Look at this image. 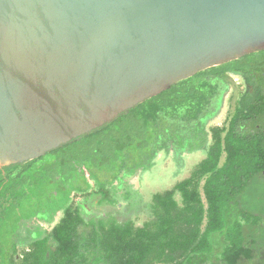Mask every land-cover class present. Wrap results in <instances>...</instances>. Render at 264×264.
<instances>
[{"label": "trees", "instance_id": "16d2710c", "mask_svg": "<svg viewBox=\"0 0 264 264\" xmlns=\"http://www.w3.org/2000/svg\"><path fill=\"white\" fill-rule=\"evenodd\" d=\"M231 74L243 76L247 88L238 96L232 90L233 112L224 124L209 126L231 88ZM263 114L264 49L199 71L112 122L29 160L42 163L46 172L30 168L33 174L26 182L31 186L33 179L38 184L47 180L52 184L45 193L52 197L50 206L59 200L49 208V220L58 209L63 213L16 264H185L191 254L212 250L210 237L216 231H223L229 242L219 264H261L254 241L246 238L243 221L251 215L225 227L223 207L264 173V128L258 123ZM175 133L197 145L208 142L207 155L189 176L154 194L143 222L120 219L114 211L91 215L87 202L71 203L74 192L92 193L86 172L99 186L94 192H99L100 205L131 202L133 195L125 197L121 187L126 176L152 167L161 151L170 153ZM106 171L112 179L100 180L96 173Z\"/></svg>", "mask_w": 264, "mask_h": 264}, {"label": "water", "instance_id": "95a60500", "mask_svg": "<svg viewBox=\"0 0 264 264\" xmlns=\"http://www.w3.org/2000/svg\"><path fill=\"white\" fill-rule=\"evenodd\" d=\"M264 49V0H0V169Z\"/></svg>", "mask_w": 264, "mask_h": 264}, {"label": "rangeland", "instance_id": "374dc122", "mask_svg": "<svg viewBox=\"0 0 264 264\" xmlns=\"http://www.w3.org/2000/svg\"><path fill=\"white\" fill-rule=\"evenodd\" d=\"M227 78L231 82V90L229 89L227 92L219 114L210 121L209 126L224 124L234 110V106L229 102L231 91H237L238 96L239 92H243L247 88L248 84L243 76L231 74ZM258 121L259 125L264 128V114ZM207 143L203 142L197 145L198 143L191 142L190 138L182 140L175 133L170 153L161 151L152 167L147 170H138L135 176L133 175L134 177H128L127 174H124L126 182L121 186H125L124 195L125 197L133 195L134 198L131 202L128 201L129 203L121 200L115 205H110L107 202L100 205L98 203L99 192H94L98 190L99 186H94L95 179L88 172L85 176L88 184L91 185L89 191L92 193L88 197L81 193H74L75 202H84L85 204L87 202L91 215H101V213L106 215L108 212L114 211L121 217L120 219L131 217L136 222H143L149 215L154 194L172 188L178 181L189 176L195 166L206 157L209 148ZM223 159L224 157H222V161ZM96 174L103 181L112 179V174L108 171L97 172ZM120 193L122 192L120 191ZM176 198L181 200L180 193H176ZM61 202L63 203L64 199ZM243 212L249 213V215H244ZM250 215V221H247V218H244L243 221V216ZM223 216L225 227H229L237 220L248 224L246 238L254 241L257 251L256 259L262 260L261 264H264V173L250 180L238 200L231 201L223 207ZM210 240L212 245L210 252L191 254L186 259L185 264H219L218 259L229 242L223 231L212 233Z\"/></svg>", "mask_w": 264, "mask_h": 264}, {"label": "flooded vegetation", "instance_id": "af4514ba", "mask_svg": "<svg viewBox=\"0 0 264 264\" xmlns=\"http://www.w3.org/2000/svg\"><path fill=\"white\" fill-rule=\"evenodd\" d=\"M27 162L0 169V264H16L23 257V251L29 250L34 242L48 235L63 213L62 209H58L49 220L53 200L45 193L49 192L52 184L47 180L38 184L40 181L33 179L30 186L25 180L33 174L30 168H38L43 175L46 171L42 163ZM17 175L22 178L14 179ZM34 189L39 191L38 194L34 193ZM74 193L70 195L71 203H80L75 202Z\"/></svg>", "mask_w": 264, "mask_h": 264}]
</instances>
